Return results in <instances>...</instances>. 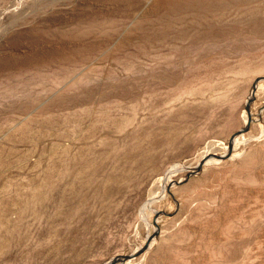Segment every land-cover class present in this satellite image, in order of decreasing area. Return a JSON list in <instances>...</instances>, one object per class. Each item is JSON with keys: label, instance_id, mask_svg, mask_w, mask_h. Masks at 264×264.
Returning a JSON list of instances; mask_svg holds the SVG:
<instances>
[{"label": "rangeland", "instance_id": "obj_1", "mask_svg": "<svg viewBox=\"0 0 264 264\" xmlns=\"http://www.w3.org/2000/svg\"><path fill=\"white\" fill-rule=\"evenodd\" d=\"M261 75L264 0H0V264H264V81L162 188Z\"/></svg>", "mask_w": 264, "mask_h": 264}, {"label": "water", "instance_id": "obj_2", "mask_svg": "<svg viewBox=\"0 0 264 264\" xmlns=\"http://www.w3.org/2000/svg\"><path fill=\"white\" fill-rule=\"evenodd\" d=\"M262 81H264V75L257 76L254 78V80L251 84V87H250V96H248V98L246 100V104H245V111L247 114L246 121H245L243 127H241L239 130L232 133V135L229 137V140L227 142L226 151L223 154L208 153V154L204 155V157L200 159L198 164L191 171H189L188 173L185 174L183 179L178 180V181L172 180L170 183H168L167 186L165 187V190L167 192L169 191L170 186L172 184H179V183L185 182L190 175H192L193 173H197L201 169V166L206 161H208L209 159L224 160V159H227L231 155V152H232L233 146H234L235 137L247 132L249 129L250 123L253 121V114L251 113V110H250V103L254 99V94H255L258 83L262 82ZM159 214H160V212H155L154 217H153V225L155 226V230L153 231L152 235L147 237L146 242L142 247H140L138 250L131 252L129 254L115 255L112 258H110L108 261H105L101 264H121V263H124L125 261H127L129 259L136 257L141 252H143L147 248V246L149 245L150 240L153 238L154 234H156V226H157L156 220H157V217L159 216Z\"/></svg>", "mask_w": 264, "mask_h": 264}, {"label": "bare ground", "instance_id": "obj_3", "mask_svg": "<svg viewBox=\"0 0 264 264\" xmlns=\"http://www.w3.org/2000/svg\"><path fill=\"white\" fill-rule=\"evenodd\" d=\"M246 116H247V114H246ZM245 120H246V118H245ZM203 157H204V156H203ZM170 170H171V169H170ZM166 178H167V177H166ZM164 181H165V180H164ZM165 187H166V185L163 184V185H162L163 190H165ZM159 192H160V191H159ZM162 193H163V192H162ZM162 196H163V195H162ZM162 196H161V197H162ZM152 199H153V198H152ZM150 200H151V199H150ZM146 205H147V203H146ZM146 205H145V206H146ZM147 206H148V205H147Z\"/></svg>", "mask_w": 264, "mask_h": 264}]
</instances>
